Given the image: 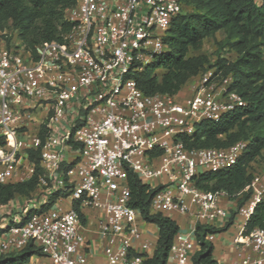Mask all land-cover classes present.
<instances>
[{
    "label": "built area",
    "instance_id": "2783aa9c",
    "mask_svg": "<svg viewBox=\"0 0 264 264\" xmlns=\"http://www.w3.org/2000/svg\"><path fill=\"white\" fill-rule=\"evenodd\" d=\"M184 11L182 0H77L67 10L71 30L41 44L36 57L18 39L9 46L0 36V133L7 140L0 147V183L35 174L28 149L40 150L43 169L40 197L24 198L23 214L15 213L16 198L0 206V218L9 216L0 223V253L32 241L50 264H87L92 243L81 209L93 208L100 212L104 264H144L156 248L130 204L131 170L155 189L152 212L189 218L191 227L176 234L167 264L193 263L198 224L224 228L236 220V254L222 264H264V228L246 229L264 199V170L237 194L250 193L234 211L221 205L234 198L226 190L194 183L199 173L236 165L248 141L187 148L181 139L202 121H218L246 104L228 90L232 78L206 73L191 95L182 96L145 94L132 76L170 49L165 36Z\"/></svg>",
    "mask_w": 264,
    "mask_h": 264
},
{
    "label": "trees",
    "instance_id": "16d2710c",
    "mask_svg": "<svg viewBox=\"0 0 264 264\" xmlns=\"http://www.w3.org/2000/svg\"><path fill=\"white\" fill-rule=\"evenodd\" d=\"M182 2L186 10L175 18L168 30L171 35L164 39L172 49L159 54L154 63L132 76L148 95L178 94L206 69H213L214 77L232 78L228 90L239 93L246 104L224 114L218 121H202L196 132L182 135L181 139L187 148H227L238 141H248L236 165L219 171L206 170L194 177L197 187L226 190L241 205L250 193L237 194L257 173L252 167L264 150V0ZM76 4L77 0H0V29L10 23L17 37H8V45L18 39L36 57L41 44L62 40L71 30L73 24L67 18V10ZM218 33L223 34L218 41L220 49H227L232 56L220 51V55L211 60L201 50L205 39L215 38ZM6 144V138L0 133V147ZM27 153L35 164V174L25 181L0 183V206L17 197L29 198L38 193L39 175L43 173L40 150L28 149ZM127 181L131 190L130 204L140 211L146 222L158 227L157 247L144 264H167L180 225L168 215L151 211L155 189L144 184L135 172H128ZM54 201L55 196L43 209H48ZM232 224L230 221L224 228L198 224L195 236L200 246L192 257V264H217L213 241H209L207 235L221 233ZM257 226L264 228V199L247 221V232ZM2 232L0 228V235ZM40 253V248L31 241L21 250L0 253V264H26L33 255Z\"/></svg>",
    "mask_w": 264,
    "mask_h": 264
},
{
    "label": "crops",
    "instance_id": "0c3cea01",
    "mask_svg": "<svg viewBox=\"0 0 264 264\" xmlns=\"http://www.w3.org/2000/svg\"><path fill=\"white\" fill-rule=\"evenodd\" d=\"M14 181H18V178H15ZM38 196V194L36 195ZM68 199H64L62 201L63 205L68 206ZM25 205V199L23 197H17L14 201V208H16V212H21L20 208L21 206ZM221 205L224 207H227L231 209L232 211L235 210V208L238 207L239 202L237 199H222ZM81 213L84 218V232L89 241L92 243V254L89 257V261L87 264H104L105 263V257L103 253V246L104 241L100 237L98 226H97V220L100 216V212L93 208H83L81 209ZM175 219L178 224L180 225V230L183 231H189V228L191 227L189 218H187L185 215L180 213H173L172 215H168ZM234 225H230L225 231L218 233L219 238H216L213 240L214 244V258L217 260V264H222L226 262L227 260L233 259L235 257V246L232 243L233 237L238 232V226L236 233L231 231L229 232V229ZM142 228L144 230V237L145 239L151 241L155 248L157 247V240H158V227L156 224L144 222L142 225ZM235 233V234H234ZM33 261H35L37 264H50V260L44 256L35 255L31 258Z\"/></svg>",
    "mask_w": 264,
    "mask_h": 264
},
{
    "label": "rangeland",
    "instance_id": "374dc122",
    "mask_svg": "<svg viewBox=\"0 0 264 264\" xmlns=\"http://www.w3.org/2000/svg\"><path fill=\"white\" fill-rule=\"evenodd\" d=\"M185 10H186V8H185ZM168 35H171V32L170 31H168L167 32V34H166V36H168ZM0 36H2V38H14V37H17V31L16 30H14L12 27H11V25H10V23L9 24H5V26L2 28V29H0ZM222 38H223V34L222 33H218L217 34V36L215 37V38H206L205 39V41H204V45H203V48H202V50H201V52L202 53H204V54H207L210 58H211V60H215L216 59V57L218 56V55H220L219 54V52L221 51L222 53H224V54H226V55H228V56H232V52H230V51H226L225 49L224 50H222V49H220V47H219V44H218V41H221L222 40ZM170 49H172V46L170 47ZM192 53H199V52H192ZM157 58H158V55H153L152 56V58H151V61H152V63H154L156 60H157ZM214 72V70L213 69H206V70H204V71H202L201 72V74L200 75H198V76H196V77H194V78H192L184 87H183V90H182V92L180 93L182 96H189V95H191L192 93H193V90H194V87L196 86V85H198L201 81H202V79H203V77H204V75L206 74V73H213ZM221 78V76H216V79L217 80H219ZM255 171H263L264 170V150L262 151V153H261V155L258 157V159L255 161V163L253 164V167H252ZM40 196H37V198H39ZM34 199V197H29V198H27L26 199V201L27 200H33ZM26 201H25V203H26ZM28 203V202H27ZM24 207H25V205L24 206H21V208H20V211L21 212H17V214H19V215H21V214H23V211H24ZM3 218L5 217V218H8L9 216H8V214L6 213L4 216H2ZM2 218V219H3ZM1 218H0V223H1V220H2ZM241 221H243L244 222V219H242ZM237 225H238V220H236L235 221V223H234V225L231 227V229H229V232L228 233H231V231H233V232H235L236 233V230H237ZM234 233V234H235ZM219 235L220 234H216V238H219Z\"/></svg>",
    "mask_w": 264,
    "mask_h": 264
}]
</instances>
